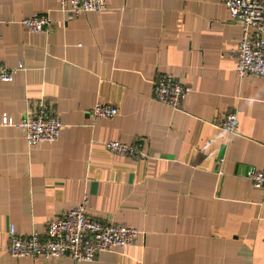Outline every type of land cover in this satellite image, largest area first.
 Here are the masks:
<instances>
[{
	"label": "crops",
	"instance_id": "0c3cea01",
	"mask_svg": "<svg viewBox=\"0 0 264 264\" xmlns=\"http://www.w3.org/2000/svg\"><path fill=\"white\" fill-rule=\"evenodd\" d=\"M58 3L0 0V64L23 66L0 81V264H264V196L249 178L264 170V78L235 73L241 24L220 0H107L78 17ZM37 12L49 32L20 23ZM164 75L188 88L181 110L153 98ZM40 99L62 128L29 146L15 125ZM96 102L117 116L93 120ZM229 113L238 135L217 127ZM84 197L90 217L139 231L134 245L92 262L8 254L10 225L44 236Z\"/></svg>",
	"mask_w": 264,
	"mask_h": 264
},
{
	"label": "built area",
	"instance_id": "2783aa9c",
	"mask_svg": "<svg viewBox=\"0 0 264 264\" xmlns=\"http://www.w3.org/2000/svg\"><path fill=\"white\" fill-rule=\"evenodd\" d=\"M231 20L241 24V39L231 54L236 58L235 73L242 79L246 76L264 78V0H220ZM107 9V0H59L58 11L72 17L83 13H102ZM30 32H49L54 27L47 13H34L20 21ZM18 65L9 69L0 64V81L9 83ZM188 92L172 75L160 77L153 87V98L173 110H181ZM117 116L116 107L96 102L91 111L93 120H111ZM2 125L11 121L3 117ZM29 146L50 143L58 139L62 123L45 99L34 102L26 109L20 122L15 125ZM217 127L231 135H238L235 113L222 117ZM110 153L131 159H140L143 153L139 145L110 141L104 144ZM256 188L264 196V170L249 175ZM88 199L64 212L61 217L48 221L44 236L37 233L22 235L13 225L9 226L8 254L16 259L68 258L75 262H92L101 253L134 245L140 233L132 227L115 223H103L87 213Z\"/></svg>",
	"mask_w": 264,
	"mask_h": 264
}]
</instances>
